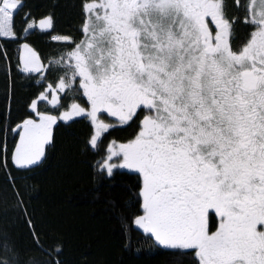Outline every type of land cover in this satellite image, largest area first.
I'll return each instance as SVG.
<instances>
[{
  "label": "snow or ice",
  "instance_id": "obj_1",
  "mask_svg": "<svg viewBox=\"0 0 264 264\" xmlns=\"http://www.w3.org/2000/svg\"><path fill=\"white\" fill-rule=\"evenodd\" d=\"M70 6L72 34L56 31V5L0 0V168L31 238L0 232V264H64L63 241L28 212L13 171L42 168L54 131L83 121L80 154L110 190L124 248L173 264H264V0ZM34 35L52 42L47 58ZM16 79L34 82L26 96Z\"/></svg>",
  "mask_w": 264,
  "mask_h": 264
},
{
  "label": "trees",
  "instance_id": "obj_2",
  "mask_svg": "<svg viewBox=\"0 0 264 264\" xmlns=\"http://www.w3.org/2000/svg\"><path fill=\"white\" fill-rule=\"evenodd\" d=\"M75 2L30 0L42 11H49L52 5H56V31L68 34H72L79 23L76 10L70 6ZM29 39L43 58L53 52L49 39L40 35ZM9 54L15 79V45L10 46ZM7 87L8 80L0 67V115L5 108ZM33 87L34 82L15 80L18 97L26 96V89ZM88 131L87 121L71 128H57L54 131V146L48 150V158L42 168L34 173L13 171L24 190V203L28 212L42 225L44 232L63 241L61 259L64 264H173L170 258L155 255L146 245L134 243L131 248L122 246L118 213L107 204L110 190L92 178L89 167L91 157L80 154ZM122 135L117 132L109 139ZM123 179L118 177L117 184ZM6 183L5 172L0 168V232L7 231L18 244L28 246L31 238L25 217L6 201ZM8 197L10 200V189Z\"/></svg>",
  "mask_w": 264,
  "mask_h": 264
}]
</instances>
